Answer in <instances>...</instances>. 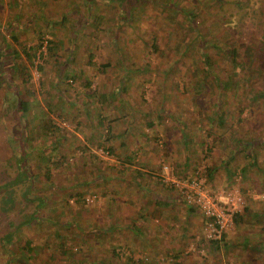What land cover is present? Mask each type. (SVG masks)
Returning a JSON list of instances; mask_svg holds the SVG:
<instances>
[{
    "label": "rangeland",
    "instance_id": "374dc122",
    "mask_svg": "<svg viewBox=\"0 0 264 264\" xmlns=\"http://www.w3.org/2000/svg\"><path fill=\"white\" fill-rule=\"evenodd\" d=\"M195 1L196 23L204 21L199 27L171 14L169 0H148L129 23L121 21L127 8L117 2L98 0L91 15L93 0H0V40L14 47L16 68L25 67L1 75L5 84L21 85L0 86V186L14 183L21 170L25 133L31 190L25 191L30 182L12 187L28 212L47 198L35 218L53 223L29 237L36 256L42 254L29 264H110L104 256L112 249L119 255L112 264H264V100L257 96L264 93V0H224L232 24L240 25L235 30L220 22L213 3ZM203 42L213 75L202 67ZM152 43L156 49L147 47ZM39 44L35 56L24 54L23 47ZM227 47L252 66L250 73L233 69L240 81L235 90L232 79L228 90L217 83L233 71L222 51ZM15 91L27 112L19 103L15 108ZM216 110L225 112L222 124ZM46 119L60 135L48 132ZM107 124L114 135L108 141ZM41 155L50 156L47 164H37ZM132 171L139 172L136 180ZM198 193L217 209L233 203L243 214L217 245L200 207L187 203ZM161 195L179 201L163 213L144 212ZM157 216L166 220L159 232ZM15 217L0 212V233L8 220L21 219ZM54 232L67 250L81 248L82 260L58 253Z\"/></svg>",
    "mask_w": 264,
    "mask_h": 264
},
{
    "label": "trees",
    "instance_id": "16d2710c",
    "mask_svg": "<svg viewBox=\"0 0 264 264\" xmlns=\"http://www.w3.org/2000/svg\"><path fill=\"white\" fill-rule=\"evenodd\" d=\"M93 1H94V3L91 6H89V7L87 6V10L90 11L91 15L94 14V9H95V6H96L98 0H93ZM103 1L105 4L117 2V4L121 6V8L126 7L127 8L126 11L125 10L122 11L120 18H121V21H127L128 23L130 22L132 15H134L135 13L136 14L141 13L140 10H141L142 6L146 2H148V0H103ZM157 1L158 2L159 1L164 2V0H157ZM210 2L215 5L213 10H214L215 14L219 16L220 22L222 24H224L227 29L235 30V29L240 28V25L237 24L238 21H236L235 23L232 24L233 14H231V12L226 8L227 4L225 3L224 0H205L204 4L207 5ZM167 6H168V11L171 14L182 13L186 20L191 22V24L196 25L197 27L202 25L204 22L202 20L200 23H196V20H195L196 16L200 17L199 14H201V13L199 12V10L197 11L198 3L195 0H169V2L166 4V7ZM251 9H252L251 10L252 13H255L256 8L253 7ZM240 14L242 17L243 16L242 13H240ZM167 18H168V16H167ZM167 25L170 26V28H171L172 24H169L167 22ZM262 28L264 30V26ZM263 34H262V38H264ZM12 37H13V40H17L13 35H12ZM47 43H48L47 50L50 52L53 49L52 48L53 44H51V41H49V40L47 41ZM190 43H191V41L188 42V45H187L188 47H189ZM202 44H203V46H202V52H203V65H202V67L205 70V76H207L209 74L213 75L215 73H211V70L209 68L213 62L212 57L208 53H205L204 47L207 43L203 42ZM41 46L42 45L39 44L37 47H34V46L28 47V48L23 47V52L28 58H30L33 55L35 56L37 49L40 48ZM147 47L148 48L150 47L151 49H156V47L153 43L149 44V45L147 44ZM29 51H31V53H29ZM222 51L224 52L225 56L227 57L226 59H227L228 65L229 66L231 65L232 70L235 67L243 66V63L241 62V60L237 59L236 47H232V48L227 47V48H224ZM40 54H42V53H39V55ZM255 54L256 53L254 51L252 56H255ZM16 57H17V54H16L14 47L11 45V43L9 41L2 38L0 40V86L4 85V88H8V86H11L13 88L15 86H17L19 88L20 83H18V85H16V84L12 85L11 82L5 84V81L7 82V80L6 79L4 80V77L3 78L1 77V75L4 76L3 71L5 70V68H7L9 70L11 68H13L15 70L16 65H17V63H15ZM87 62H88V64L91 65V62L89 60ZM254 62H255V59L253 60L252 64H254ZM31 64H32V62H31ZM16 69L18 72H19V70L21 72L25 71V67L20 66V65L17 66ZM36 69H37V71H42L43 67L41 64H37ZM62 69H63V67H62ZM143 69L145 71L149 72L151 68H150L149 64H144ZM242 69L246 73L247 72L250 73L252 70V66L251 65L249 67L243 66ZM164 73H165V76H168L169 75V69L164 70ZM238 75H239V72L233 70L231 75L227 76L228 79L223 85L220 84L219 82H217V83L219 84L220 87H224L225 89L228 90L229 87L231 86L230 85L231 84L230 79H232L233 80L232 88L235 90V88L238 87V85L240 83V81L238 79H236V77ZM70 77L72 79H75L76 73L74 72L73 74L70 75ZM28 79H29V74H28V78L22 79L21 83L22 84H28ZM84 84L86 87L90 86L89 81H86ZM10 91H11L10 93H12L14 90L11 89ZM117 91L119 94L120 91H122V89L117 88ZM8 92H9V90H8ZM29 92L31 93L30 90H29ZM16 93H18V91H15V96H17ZM258 93L259 94H257V96L264 100V93L262 91H259ZM118 96H120V95H118ZM219 101H221V100H219ZM18 103L23 105V107H25L26 112L28 111L29 104L26 101H22V100L18 99V96H17V100H15V105H14L15 108L17 109V111H18V106H19ZM2 104H3V100L1 98L0 99V106ZM224 113H225L224 110H216L215 116H216L217 120L220 122V124L223 123ZM105 122H106L105 117L100 118L98 124H101L102 126H104ZM110 124H112V123H110ZM110 124L109 125L107 124V126H109V128L107 127L108 129L106 132L107 133L106 141H108L114 137V135L108 134V132L110 130V126H111ZM25 125H26V122H25ZM44 125L48 129V132H50L51 135L53 133H56V134L61 133V130L58 127L52 125V122L49 119H46V123H44ZM10 132L13 133V135H14L15 130L13 129ZM25 136H26V134L23 133L22 136H20V142H19V145L21 146V150H22L21 151L22 154L20 155L21 164L19 165L21 170H19V172L15 176V179L13 181L14 183L7 182V183H4L3 185L0 186V191H2V194L0 195V212L3 215H5L6 217L11 216V214H15L16 215L15 218H21L20 220H17V221H16V219L14 220L12 218H11V220H8L7 224H6L7 227H5L4 231L2 233H0V264H29V262L35 263L37 261V256H42V254L39 253V255L36 256V254L34 252V250L36 248H33V246L31 245V239L29 237L31 235H33L35 232L45 231L46 228H48L49 226L53 227V223H51V222L48 223V222H45V220H43V219L35 218V214L37 213L36 211L38 210L37 208L38 207L40 208L43 206V202H41V201H43V200L46 201L47 198L45 199L44 197H42L40 199L41 201L36 205V209H33L32 212H28V211H26L28 204L25 202V197L23 196V199L18 200V198L15 195V190L13 189V187L17 186V184L30 182V186L27 187V189H25V191L31 190V183L32 182L30 180L33 179V176H30L27 173V165H26L27 162H26V158H25L26 155L28 154V150L22 146L23 141L25 139ZM60 137L61 136H59L58 138H60ZM122 142L123 141L120 142L121 147L123 146ZM109 150H112V149H109ZM49 159H50L49 155H47V156L41 155L40 159H39L40 161H37V164H40L41 162H44L45 164H47L49 162ZM254 160H255V157L253 156V161ZM47 170H48V168H47ZM241 172L244 173L245 169H242ZM45 177L49 178L50 177L49 173H46ZM12 184L13 185L15 184V185L12 187ZM80 197H82V196H80ZM81 200H83V199H81ZM164 204L167 206V204H169V203L166 202ZM248 209H249L248 207H245L244 208L245 212H247ZM18 215H19V217H18ZM233 218H234V222L238 224L242 221L243 214H239L238 212H235ZM20 232H21V236H20L21 240L18 241L16 236ZM54 236H55V238H58V240H59V243L57 246L58 253L66 255L67 257H69L71 259L76 258V259L82 260V256H83L84 252L81 248H75L74 251H69L64 246L65 242H66L64 236L59 235L57 232H54ZM224 236L225 235L223 234L221 238H223ZM218 241H220V240L214 241L215 245L218 244ZM112 256L119 258L118 253L114 249H112L111 252L106 254L104 256V258H105V260H108L110 264H112V260H111ZM121 258H122V256L120 257V259ZM50 260H51V257H48L47 259H45L44 263H47ZM102 261H103V259L100 260V262H102ZM47 264H49V263H47ZM80 264H86V262H81ZM91 264H98V263H96V262L93 263V261H92Z\"/></svg>",
    "mask_w": 264,
    "mask_h": 264
},
{
    "label": "built area",
    "instance_id": "2783aa9c",
    "mask_svg": "<svg viewBox=\"0 0 264 264\" xmlns=\"http://www.w3.org/2000/svg\"><path fill=\"white\" fill-rule=\"evenodd\" d=\"M204 198L205 197L202 194H199L197 201L191 199L189 196H187L186 199L189 204H193V202L194 204L196 203L204 213L207 221L206 229L208 231V238H211L212 240H219L226 232L228 225L233 223L234 213L239 211H234L236 209H234L233 203L231 205L232 208L228 207V209H217L214 205V201H205Z\"/></svg>",
    "mask_w": 264,
    "mask_h": 264
},
{
    "label": "crops",
    "instance_id": "0c3cea01",
    "mask_svg": "<svg viewBox=\"0 0 264 264\" xmlns=\"http://www.w3.org/2000/svg\"><path fill=\"white\" fill-rule=\"evenodd\" d=\"M127 169V168H126ZM131 169V168H130ZM158 169H160L159 167H158ZM132 170V169H131ZM133 173H135V175H134V177H135V179L134 180H136V175H138L139 174V172L138 171H132ZM172 201L173 202H177V201H179L178 199H176V198H173V200H172V198L170 199V197H168V196H156V197H153V199L151 198V202L152 203H150V202H147V203H145L144 204V207H146L145 208V211L144 212H147V210L149 211V213H150V215L152 216V214H155L156 212L158 213H160V212H166L167 211V208L166 207H169V206H173V203H172ZM166 202H168L169 204H167V206L164 204V203H166ZM172 203V204H171ZM171 204V205H170ZM152 205V206H151ZM149 208H151L150 210H149ZM155 208V209H154ZM142 210V207L140 208V211ZM153 216H155V215H153ZM155 219V222L156 223H154L153 225H155V228H157L156 229V232H159V230H161L163 227H165V224H166V220H163L162 218H160V216H157V217H155L154 218ZM167 219V218H166ZM196 220V219H195ZM195 220H192V221H195ZM158 230V231H157Z\"/></svg>",
    "mask_w": 264,
    "mask_h": 264
}]
</instances>
